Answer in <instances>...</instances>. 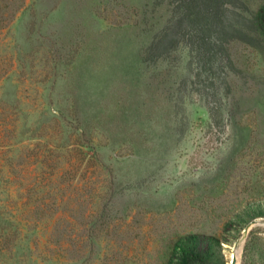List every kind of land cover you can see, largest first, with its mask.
Returning <instances> with one entry per match:
<instances>
[{
    "label": "rangeland",
    "instance_id": "1",
    "mask_svg": "<svg viewBox=\"0 0 264 264\" xmlns=\"http://www.w3.org/2000/svg\"><path fill=\"white\" fill-rule=\"evenodd\" d=\"M180 1L0 3V264H169L192 233L264 264V0Z\"/></svg>",
    "mask_w": 264,
    "mask_h": 264
},
{
    "label": "trees",
    "instance_id": "2",
    "mask_svg": "<svg viewBox=\"0 0 264 264\" xmlns=\"http://www.w3.org/2000/svg\"><path fill=\"white\" fill-rule=\"evenodd\" d=\"M244 1V0H239ZM10 4V17L8 20L13 21L17 14L25 9L27 0H0V3ZM224 0H181V13L193 10L198 19L205 17L208 24H215L222 19L223 12L221 6ZM212 18V20H210ZM170 22V21H169ZM248 22L255 29L256 36L264 43V1L260 3L255 12L248 18ZM168 23L167 25H169ZM166 25V26H167ZM165 26V27H166ZM164 27V29H165ZM152 37L145 50V55H154L156 49L163 47L161 41H155ZM258 212L252 218L264 216V201L257 208ZM223 243L214 236H205L201 234H187L181 236L173 245L169 264H226L223 256ZM254 249V239L249 240L245 245V253H250Z\"/></svg>",
    "mask_w": 264,
    "mask_h": 264
},
{
    "label": "water",
    "instance_id": "3",
    "mask_svg": "<svg viewBox=\"0 0 264 264\" xmlns=\"http://www.w3.org/2000/svg\"><path fill=\"white\" fill-rule=\"evenodd\" d=\"M260 224H262L260 220H252L244 229V235L247 236L253 227L258 226ZM230 264H237L236 253L233 254Z\"/></svg>",
    "mask_w": 264,
    "mask_h": 264
}]
</instances>
